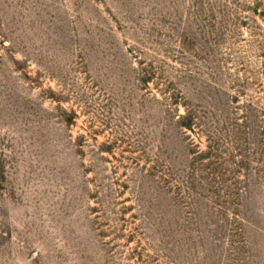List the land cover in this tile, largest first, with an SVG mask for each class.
<instances>
[{"label":"rangeland","instance_id":"obj_1","mask_svg":"<svg viewBox=\"0 0 264 264\" xmlns=\"http://www.w3.org/2000/svg\"><path fill=\"white\" fill-rule=\"evenodd\" d=\"M0 264H264V0H0Z\"/></svg>","mask_w":264,"mask_h":264}]
</instances>
